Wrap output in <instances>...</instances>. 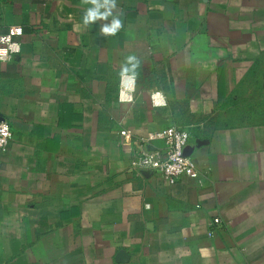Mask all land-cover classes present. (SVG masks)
<instances>
[{"label": "crops", "instance_id": "obj_1", "mask_svg": "<svg viewBox=\"0 0 264 264\" xmlns=\"http://www.w3.org/2000/svg\"><path fill=\"white\" fill-rule=\"evenodd\" d=\"M0 2V35L24 29L21 53L0 63L13 133L0 264H264V122L231 118L264 58V0H116L89 25L83 0ZM113 18L122 28L104 35ZM122 75L137 77L134 104L118 99ZM173 125L192 136L202 184L131 169L142 141Z\"/></svg>", "mask_w": 264, "mask_h": 264}, {"label": "built area", "instance_id": "obj_2", "mask_svg": "<svg viewBox=\"0 0 264 264\" xmlns=\"http://www.w3.org/2000/svg\"><path fill=\"white\" fill-rule=\"evenodd\" d=\"M23 34V27L15 26L9 28L7 33L0 35V63H10L21 53V44L18 38ZM136 94L137 77L135 75H122L118 94L119 101L125 104H134ZM151 101L156 108L167 106V101L161 92L152 93ZM12 139L11 127L2 116L0 92V151H7ZM142 142L143 149L131 163V169L135 173L141 175L145 171L152 172L164 178L171 185H175L183 178L197 179L200 184L203 183L198 167L185 154L192 142V136L188 130L173 125L164 131L151 134ZM151 142H162L164 148L162 150L149 149L148 145ZM214 224L220 225V219H215Z\"/></svg>", "mask_w": 264, "mask_h": 264}, {"label": "rangeland", "instance_id": "obj_3", "mask_svg": "<svg viewBox=\"0 0 264 264\" xmlns=\"http://www.w3.org/2000/svg\"><path fill=\"white\" fill-rule=\"evenodd\" d=\"M232 104L234 123L264 122V58L235 94Z\"/></svg>", "mask_w": 264, "mask_h": 264}, {"label": "clouds", "instance_id": "obj_4", "mask_svg": "<svg viewBox=\"0 0 264 264\" xmlns=\"http://www.w3.org/2000/svg\"><path fill=\"white\" fill-rule=\"evenodd\" d=\"M84 3H91L95 5L94 8H89L83 16V23L86 25L91 24L97 19H107L108 16L112 15L111 9L116 7V0H103V4L99 3V0H83ZM101 7L105 8V11L101 13L99 9ZM122 28V22L119 19L113 18L110 26H103L101 28V32L104 35H116L117 32ZM19 31V30H18ZM129 63H132L136 60L134 55H129L127 58ZM138 61L132 64V70H134L138 66ZM130 70L127 67L122 69V74H127ZM135 72L133 71V74Z\"/></svg>", "mask_w": 264, "mask_h": 264}, {"label": "water", "instance_id": "obj_5", "mask_svg": "<svg viewBox=\"0 0 264 264\" xmlns=\"http://www.w3.org/2000/svg\"><path fill=\"white\" fill-rule=\"evenodd\" d=\"M204 143L205 142H198L197 144L200 146V145H203ZM191 152H192V148L188 147L185 152L186 156L190 157ZM128 260H129V256L127 255L126 252H120L117 256V261L119 263H126L128 262Z\"/></svg>", "mask_w": 264, "mask_h": 264}, {"label": "trees", "instance_id": "obj_6", "mask_svg": "<svg viewBox=\"0 0 264 264\" xmlns=\"http://www.w3.org/2000/svg\"><path fill=\"white\" fill-rule=\"evenodd\" d=\"M248 124H253V123H248Z\"/></svg>", "mask_w": 264, "mask_h": 264}]
</instances>
